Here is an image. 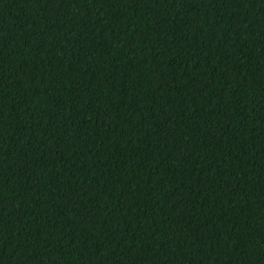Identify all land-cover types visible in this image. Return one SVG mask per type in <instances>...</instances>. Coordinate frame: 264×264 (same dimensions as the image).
Returning a JSON list of instances; mask_svg holds the SVG:
<instances>
[{
	"label": "trees",
	"instance_id": "16d2710c",
	"mask_svg": "<svg viewBox=\"0 0 264 264\" xmlns=\"http://www.w3.org/2000/svg\"><path fill=\"white\" fill-rule=\"evenodd\" d=\"M0 264H264V0H0Z\"/></svg>",
	"mask_w": 264,
	"mask_h": 264
}]
</instances>
